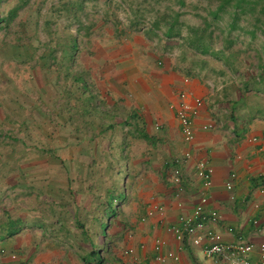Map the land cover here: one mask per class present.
<instances>
[{
    "label": "crops",
    "instance_id": "1",
    "mask_svg": "<svg viewBox=\"0 0 264 264\" xmlns=\"http://www.w3.org/2000/svg\"><path fill=\"white\" fill-rule=\"evenodd\" d=\"M141 35L131 34L121 45L109 44L103 61L83 64L98 69V76L108 82L105 93L100 92L108 111L115 115L137 112L152 139L136 141L143 148L141 156L136 154L129 162L132 197L120 213L125 226L116 256L107 263L172 264L169 258H158L173 252L183 264H214L202 247L179 241L172 232L183 227L182 219L192 215L202 197L221 216L218 226L208 223V228L221 230L224 242L244 238L255 245L264 243L260 189L264 185V99L258 101L264 94L246 92L245 77L228 71L221 74L222 66L218 70L212 62L202 70L185 69L180 58L175 59V51H165L163 42ZM198 99L204 104L194 118L195 138L187 143L178 110ZM209 125L213 127L205 128ZM187 152L191 156L185 160ZM200 161L213 169L208 188L197 175ZM174 166L180 168L182 180L169 191ZM69 170L68 163L66 169L56 165L37 172L44 185L17 181L10 188L4 182L6 173H0V264H83L70 246L75 209L70 195L75 189ZM24 174L19 175L24 178ZM14 187L17 192L10 194ZM155 204L164 208V214L148 215ZM158 240L162 242L159 250ZM246 260L264 264L256 253Z\"/></svg>",
    "mask_w": 264,
    "mask_h": 264
},
{
    "label": "trees",
    "instance_id": "2",
    "mask_svg": "<svg viewBox=\"0 0 264 264\" xmlns=\"http://www.w3.org/2000/svg\"><path fill=\"white\" fill-rule=\"evenodd\" d=\"M1 2L3 0H0V4ZM29 2L30 0H20L4 16L0 12V28L13 23ZM113 3L114 0L104 1L103 14V22L106 25L112 24V41L124 40L131 33L140 31L149 39L163 42L165 51L180 48L183 51L180 60L183 62L184 57L191 60L190 71H194L196 67L205 69L210 63L209 60L196 59L198 54L210 56L222 66L221 74L228 71L235 76L245 77L243 85L246 92L264 94V0H221L215 10H210L207 16L201 17L200 25L193 27L182 22L184 13L174 11L173 6L165 7L164 12L159 11L152 18H146L138 8V13H129L126 24H122L118 22L117 9L113 8ZM176 4L180 8L187 6L184 0H178ZM124 5V0L117 4L120 8ZM228 9H231L230 22L223 28L220 25L221 15ZM59 11L67 14L70 24L77 25V31L67 33L62 42L55 43L51 40L48 43V63L59 76L63 75L72 84L67 90L70 99L65 103L68 108L66 113L69 121L73 122V129L76 128L78 134L88 137L84 141L78 138L77 143L84 144L89 150H93L97 138L101 143L98 154L92 151L91 159L85 166V193L75 190L70 195L71 202L75 205L71 215L74 225L70 233V246L76 250L83 264H108L110 257L116 256L115 249L121 240L122 226H125L120 213L130 202L133 192V182L129 181L132 175L129 148L133 140L150 143L152 139L145 129L144 119L137 112L115 115L108 111L100 93H94L90 83V77L93 78L94 75L92 67L87 70V67L80 66L83 70L80 73L83 75L71 77L79 52V36L84 33L86 37H90L95 24L88 22L83 2H63ZM242 17L250 19L248 23L251 29L240 25ZM235 31L240 33L233 37ZM243 34H249L252 41L259 37L261 39V44L254 49L253 57L257 64L245 71L241 67L242 52L234 48ZM216 42L221 43L220 48L214 47ZM250 48L251 44L245 52L251 51ZM59 52L63 55L62 61H59ZM74 100L79 103L76 109L71 107V101ZM75 117L81 120L79 125L75 123ZM97 127L98 132H95ZM115 136L120 138L119 142L114 140ZM2 137L0 134V139ZM42 153L53 155V151L49 149H44ZM82 194L84 199L79 202L77 197Z\"/></svg>",
    "mask_w": 264,
    "mask_h": 264
},
{
    "label": "rangeland",
    "instance_id": "3",
    "mask_svg": "<svg viewBox=\"0 0 264 264\" xmlns=\"http://www.w3.org/2000/svg\"><path fill=\"white\" fill-rule=\"evenodd\" d=\"M19 1L3 0L0 4L2 16L6 15ZM68 1L83 2L88 22L95 24L90 37H86L84 33L79 36L76 66L73 64V67L75 66L74 72L70 73L72 78L83 75L80 73L83 71L80 66H83L85 62H91L92 66L103 61V56L107 52L106 46L122 44L121 41L109 43V40L113 38L112 24L106 25L103 22L105 0H30L27 7L20 12L19 17L13 23L1 26L0 134L3 137L0 139V173H6L7 179L4 182L9 188L17 181L20 185L26 181L39 186L44 185L45 181L37 178L41 176L37 172L50 170L56 165L66 169L68 163L74 189L80 193H85V166L91 159V152L94 151L98 154V150L101 148L98 138L93 144V150H89L84 144L77 143L78 138L84 141L88 137L78 134L75 131L76 128L74 130V126L70 124L71 122L69 123V115L66 113L68 108L65 103L70 99V93L67 90L72 84L67 82L63 75L59 76L55 68L49 66L48 63V43L51 40L55 43L62 42L67 37V33H76L77 31V25L70 24L67 14L59 11L63 2ZM184 1L187 6L183 8L176 4L178 0H124L123 8L117 6L120 0H114L112 6L117 9L118 22L122 24H126L129 13H138V8L146 18H152L157 12H164L165 7L173 6L174 11L184 13L181 18L182 22L193 27L200 25L201 17L207 16L210 10H215L221 0ZM230 10L228 9L226 13L221 15L220 25L223 28H226L230 22ZM248 22L250 23L249 18L242 17L240 25L251 29ZM135 33L143 35L140 31L131 34L134 35ZM239 33V31H235L233 37ZM131 34L123 41L127 42ZM186 34L187 30H185ZM240 40L234 48L242 52L241 67L245 71L251 65L257 64L253 57L255 55L254 49L261 44V39L259 37V39L252 41L249 34H243ZM250 44L251 51L245 52ZM214 47L220 48L221 43L216 42ZM173 51H175L176 60L182 57L183 51L180 48H174L170 53ZM58 58H60L59 61L63 60L62 53H58ZM184 59H182L181 66L188 69L191 60L185 59L187 61H184ZM196 59L209 60L216 69L220 70L219 63L214 62L210 56L198 54ZM108 68L112 69L113 66ZM93 71L94 75L93 78L90 77V83L94 93H105L109 86L108 82L103 79L102 75L98 76L100 72L98 69ZM93 91L91 89L92 93ZM263 99L264 95L258 101ZM78 105L76 100L71 101L73 109H76ZM80 122L81 120L75 117V123L79 125ZM94 130L98 132V127ZM16 140H18L17 143ZM114 140L119 142L120 138L115 136ZM141 145L136 140L132 141L129 148L130 152L128 151L130 159L136 154L138 156L141 154L143 148ZM44 149L52 150L53 155L43 154ZM20 173H25L26 177L24 178L26 179L22 178ZM132 180L129 179V181ZM16 188L10 189V194L17 192ZM83 195L77 197L79 202L83 201ZM9 197L10 195H8L6 202H9Z\"/></svg>",
    "mask_w": 264,
    "mask_h": 264
},
{
    "label": "built area",
    "instance_id": "4",
    "mask_svg": "<svg viewBox=\"0 0 264 264\" xmlns=\"http://www.w3.org/2000/svg\"><path fill=\"white\" fill-rule=\"evenodd\" d=\"M185 95H182L184 97ZM204 102L200 99L195 101L194 105L182 104L178 110V119L182 127V133L185 142L190 143L195 138L193 129L194 118L199 114L201 106ZM212 125L205 128H212ZM190 153L187 152L184 159L190 158ZM197 175L202 180L205 188H208L212 184L213 169L207 165L206 162L200 161L197 164ZM182 180L181 170L178 166H174L171 172L170 185L167 186V190H171L172 187L179 185ZM264 182V178H263ZM228 189L232 188L230 182L226 183ZM264 193V185L260 188ZM208 199L202 197L199 203L195 206L193 213L190 217L183 218V227H174L172 232L175 234L179 241L189 240L191 244L196 247H202L204 249L205 257L217 264L218 262H225L227 264H249L246 257L253 253L258 254L260 260L264 262V243L255 245L244 238H239L232 243H226L223 239L221 230H215L208 228V223L219 225L221 221L220 214L213 209L207 207ZM155 212L164 214V208L159 205H152L148 211V215L152 216ZM162 242L157 241V250L161 248ZM15 258V256H12ZM171 259L172 264H183L179 256L173 252H168L165 257H159V261H165V259Z\"/></svg>",
    "mask_w": 264,
    "mask_h": 264
}]
</instances>
